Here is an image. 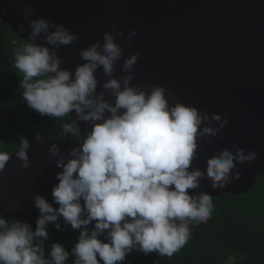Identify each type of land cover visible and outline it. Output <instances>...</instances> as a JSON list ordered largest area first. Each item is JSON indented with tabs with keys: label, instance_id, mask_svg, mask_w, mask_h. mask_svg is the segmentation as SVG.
Returning a JSON list of instances; mask_svg holds the SVG:
<instances>
[{
	"label": "clouds",
	"instance_id": "obj_1",
	"mask_svg": "<svg viewBox=\"0 0 264 264\" xmlns=\"http://www.w3.org/2000/svg\"><path fill=\"white\" fill-rule=\"evenodd\" d=\"M33 16V9L25 7L23 19L31 31L11 60L23 74L19 87L24 101L40 115L62 118L74 111L76 120L92 123L82 143L70 150L72 158L56 160L62 171L56 174L52 197L59 207L35 195L40 215L34 230L26 222L9 224L0 216V264H66L69 252L61 244L51 245L50 260L44 253L46 227L58 217L80 230L71 249L73 264H122L134 249L172 257L190 239L189 221L206 223L212 215L211 196L194 197L189 190L198 188L205 175L212 189L226 188L240 179L236 165L253 162L256 153L225 148L206 160L205 171L192 168L197 140L217 136L227 126V118L209 116L180 102L171 105L158 84L149 89L131 86L138 52L123 58L124 75L115 78L114 65L123 57L117 42L123 33L115 24L103 32V43L96 41L80 50L82 64L72 71L61 68L56 49L76 41L78 34ZM17 30L23 32L24 25ZM42 33L45 44L35 43ZM136 34L135 29L129 31V47ZM98 68L107 77L102 88L113 97L111 103L104 99V91L97 93ZM63 132L71 133V139L84 136L73 121L63 125ZM29 147L21 137L15 152L21 168L29 166ZM49 152L56 155V145ZM11 156L0 151V172ZM55 226L60 228L58 223ZM232 259L228 257L226 264Z\"/></svg>",
	"mask_w": 264,
	"mask_h": 264
},
{
	"label": "water",
	"instance_id": "obj_2",
	"mask_svg": "<svg viewBox=\"0 0 264 264\" xmlns=\"http://www.w3.org/2000/svg\"><path fill=\"white\" fill-rule=\"evenodd\" d=\"M28 6L33 9V19L45 18L78 34L76 41L56 49L61 68L72 71L82 64L80 50L96 41L103 43V32L115 24L123 33L117 39L123 57L114 65L115 78L124 75L123 58L138 52L131 86L149 89L158 84L166 90L171 105L180 102L209 116L216 113L227 118V126L217 136L197 140L191 167L205 171L206 160L225 148L254 152L257 159L237 164L240 179L226 188L212 189L205 175L194 191L211 197L243 194L264 174V0H0V21L23 42L31 31L23 19ZM20 24L23 32L17 30ZM132 29L137 34L130 38L129 47ZM42 36L35 43L45 44ZM95 76L97 93L104 91V99L113 102L102 88L107 79L102 69ZM68 115L83 138L29 140L27 168L20 167L16 151L11 154L0 172V216L36 226L40 213L34 205L35 195L44 197L53 208L59 207L52 197L56 174L62 171L56 160L72 158L70 150L82 143L92 123L76 120L74 111ZM53 145L58 148L56 155L49 152ZM58 222H64L63 217L48 224ZM99 238L104 240V236ZM141 253L134 249L127 255Z\"/></svg>",
	"mask_w": 264,
	"mask_h": 264
},
{
	"label": "trees",
	"instance_id": "obj_3",
	"mask_svg": "<svg viewBox=\"0 0 264 264\" xmlns=\"http://www.w3.org/2000/svg\"><path fill=\"white\" fill-rule=\"evenodd\" d=\"M24 43L8 24L0 21V151L9 154L18 150L21 137L29 141L34 137L61 140L71 136L63 132V125L72 123L69 116L40 115L24 101L23 89L19 87L23 74L11 61L18 50L9 54L10 47H22ZM189 191L194 197L200 195ZM211 198V218L202 224L189 221L190 239L172 257L153 252L126 255L122 264H226L228 257L233 258L232 264H264V174L243 194L227 193ZM56 224L46 227L45 258L51 259V245L59 243L69 252L66 264H73L75 257L71 249L80 230L65 221L58 222L59 229Z\"/></svg>",
	"mask_w": 264,
	"mask_h": 264
},
{
	"label": "rangeland",
	"instance_id": "obj_4",
	"mask_svg": "<svg viewBox=\"0 0 264 264\" xmlns=\"http://www.w3.org/2000/svg\"><path fill=\"white\" fill-rule=\"evenodd\" d=\"M20 49V46L10 47L9 54H12V52H15ZM13 62V61H12ZM69 134V133H68ZM74 136V135H73Z\"/></svg>",
	"mask_w": 264,
	"mask_h": 264
}]
</instances>
